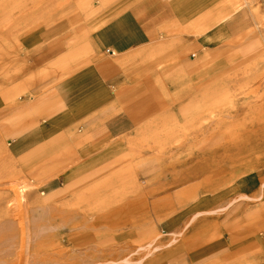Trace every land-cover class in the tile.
Segmentation results:
<instances>
[{"label": "crops", "instance_id": "obj_1", "mask_svg": "<svg viewBox=\"0 0 264 264\" xmlns=\"http://www.w3.org/2000/svg\"><path fill=\"white\" fill-rule=\"evenodd\" d=\"M66 7L22 36L33 78L0 90L8 153L51 223L77 245L144 249V264H264V170L216 173L245 149L216 136L249 116L235 78L264 55V0Z\"/></svg>", "mask_w": 264, "mask_h": 264}, {"label": "rangeland", "instance_id": "obj_2", "mask_svg": "<svg viewBox=\"0 0 264 264\" xmlns=\"http://www.w3.org/2000/svg\"><path fill=\"white\" fill-rule=\"evenodd\" d=\"M56 2L57 5L55 0H0V90L17 80L33 78L37 58L32 49L22 43V36L31 28L50 25L45 21L47 17L60 15L70 0ZM34 18L36 21H31ZM257 18L258 43L264 47V8L259 10ZM235 79L237 83L242 80L243 85L237 88L240 96L234 99L244 100L241 106L248 110L249 116L227 120L234 133L216 136L218 146L227 142L235 147L241 143L248 149L233 151L232 160L218 157L217 174L232 175V178L264 170V55ZM218 122H222L220 126L225 125V120ZM224 127L222 130H230ZM245 130L251 135L249 141H244L245 135L240 138L237 136L240 133H235ZM209 137L201 136L202 146L209 142ZM191 153L186 152V162ZM200 153L203 158L209 152ZM53 215L48 204L41 201L37 189L18 172L0 132V264H144L148 256V252L140 248L102 251L94 244L72 243L65 238V231L51 223L56 220Z\"/></svg>", "mask_w": 264, "mask_h": 264}, {"label": "bare ground", "instance_id": "obj_3", "mask_svg": "<svg viewBox=\"0 0 264 264\" xmlns=\"http://www.w3.org/2000/svg\"><path fill=\"white\" fill-rule=\"evenodd\" d=\"M245 133H247V132H245ZM245 133H243V134H239V135H237V136H239V137L242 136V138H243V136L245 135V136H244V141H246V139H247V141H249L248 139H250V136H251V135H250V133H248V134H245ZM256 134H257V133H256ZM256 137H257V136H256ZM232 138H233V137H232ZM240 138H241V137H240ZM259 139H260V138H259ZM250 140H251V139H250ZM252 140H253V138H252ZM235 142H236V141H235ZM253 142H254V140H253ZM238 143H240V141H239ZM242 143H243V142H242ZM246 143H247V142H246ZM232 144H233V143H232ZM226 145H227V144H226ZM244 145H245V143H244ZM221 146H222V145H221ZM232 146H233V145H232ZM239 147H240V146H239ZM239 147H238V148H239ZM233 148H234V147H233ZM245 148H246V147H245ZM245 150H248V149H245ZM245 150H243V151L245 152ZM231 152H232V151H231ZM236 152H239V150L236 149ZM244 152H242V153H243L242 155H244ZM248 153H249V152H248ZM233 154H234V152H233ZM240 154H241V153H240ZM238 156H239V155H237V157H238ZM248 156H249V155H248ZM237 157H236V158H237ZM239 157H240V156H239ZM234 158H235V157H234ZM235 160H236V159H235ZM236 163H237V160H236ZM236 163H235V164H236ZM196 173H197V172H196ZM216 173H217V172H216ZM20 198H21V197H20Z\"/></svg>", "mask_w": 264, "mask_h": 264}]
</instances>
